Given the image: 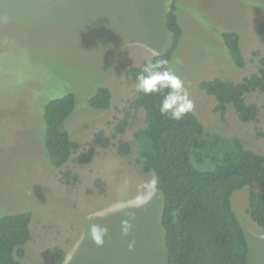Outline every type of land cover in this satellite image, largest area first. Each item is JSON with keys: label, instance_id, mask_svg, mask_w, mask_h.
Wrapping results in <instances>:
<instances>
[{"label": "rangeland", "instance_id": "obj_1", "mask_svg": "<svg viewBox=\"0 0 264 264\" xmlns=\"http://www.w3.org/2000/svg\"><path fill=\"white\" fill-rule=\"evenodd\" d=\"M167 7V0H0V216L32 213V236L25 255L17 257L20 264H51L56 246L66 252L62 264H166L162 196L149 184L153 172L143 173L135 163L133 133L144 125L143 110H131L123 134L115 136L114 125L137 92L127 69L144 67L170 44ZM176 13L182 34L170 67L185 82L193 112L205 130L237 137L264 155V92L245 95L259 113L244 123L231 105L221 119L214 96L198 85L214 77L240 81L264 68L257 33L264 1L177 0ZM226 30L239 33L243 68L230 60L219 34ZM100 86L110 89L111 106L95 111L88 99ZM66 92L74 94L75 108L65 124L80 148L54 168L42 145V112L49 99ZM98 130L110 138L108 147L95 143ZM119 139L131 142L130 154H118ZM89 148L95 151L90 162L73 161ZM66 170L70 178L62 176ZM251 190L264 186L235 190L232 207L246 233L250 264H264V227L246 211ZM140 196L147 202L137 205ZM125 219L132 224L127 236L121 234ZM89 223L108 228L102 247L88 238Z\"/></svg>", "mask_w": 264, "mask_h": 264}, {"label": "trees", "instance_id": "obj_2", "mask_svg": "<svg viewBox=\"0 0 264 264\" xmlns=\"http://www.w3.org/2000/svg\"><path fill=\"white\" fill-rule=\"evenodd\" d=\"M264 1V0H263ZM164 26L170 33V44L149 61L171 59L182 28L177 17V0H167ZM257 33L264 45V18L258 23ZM232 63L243 68L244 57L240 49V36L234 30L219 31ZM264 64V58L260 60ZM143 67L131 66L127 76L136 79ZM199 87L214 96V110L224 119L227 105L234 107L238 119L247 123L256 121L258 105L247 102L245 95L254 91L264 92V68L243 77L240 81L214 77L201 80ZM112 94L108 87L100 86L88 99L95 111L111 106ZM161 96H146L136 92L130 102V110L114 125L115 136L123 134L133 117L132 109L143 110L144 125L134 131L136 143L135 163L141 172H153L157 181L155 189L161 194L159 215L164 230L166 264H250L246 233L232 207L235 190L257 183L264 186V155L246 148L237 137H226L207 131L192 111L180 121L161 116L158 105ZM75 108V96L66 92L49 99L42 112L44 133L42 145L49 163L61 168L80 148L66 126L67 118ZM94 141L102 148L111 144L103 130L94 133ZM119 155L132 151L128 140L119 139L116 144ZM93 148L84 150L73 161L90 162ZM70 178V171H61ZM76 179V176L72 177ZM246 211L250 219L264 227V191L251 190L247 197ZM32 213L30 211L0 216V264H20L23 246L31 239ZM66 252L56 246L49 252L51 264H62ZM31 264H41L33 262Z\"/></svg>", "mask_w": 264, "mask_h": 264}, {"label": "clouds", "instance_id": "obj_3", "mask_svg": "<svg viewBox=\"0 0 264 264\" xmlns=\"http://www.w3.org/2000/svg\"><path fill=\"white\" fill-rule=\"evenodd\" d=\"M154 55L159 54L154 53ZM135 88L137 92L146 96L159 94L161 99L158 111L161 116H167L171 120L180 121L194 109V103L189 96L185 82L170 67L169 60L158 59L146 63L136 75ZM156 183L155 179L149 181L153 189H155ZM146 202L142 196L136 199L137 205ZM87 219H91V217ZM131 228L132 224L129 220L121 221V234L123 236H127ZM86 234L97 247H102L108 234V228L96 223H89L86 225ZM133 244L134 241L129 242V249L132 248Z\"/></svg>", "mask_w": 264, "mask_h": 264}]
</instances>
